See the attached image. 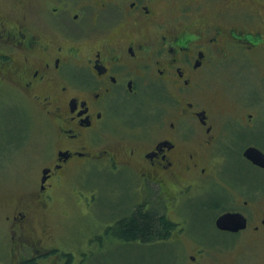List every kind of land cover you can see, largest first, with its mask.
Listing matches in <instances>:
<instances>
[{
	"label": "flooded vegetation",
	"instance_id": "flooded-vegetation-1",
	"mask_svg": "<svg viewBox=\"0 0 264 264\" xmlns=\"http://www.w3.org/2000/svg\"><path fill=\"white\" fill-rule=\"evenodd\" d=\"M14 1L0 11V95L31 101L53 142L33 193L4 217L10 254L2 263L85 264L119 244L154 245L159 264H264V190L220 175L237 134L255 129V112L221 117L201 85L229 57L264 62V0ZM116 135L125 143L109 139ZM248 147L264 149L241 147L254 165ZM87 169L134 175L141 198L88 235L82 252L65 251L33 223L52 213L64 178ZM205 190L212 231L193 232L179 207ZM135 207L165 220L162 239L112 236L113 222ZM224 214L238 215L228 229L217 224Z\"/></svg>",
	"mask_w": 264,
	"mask_h": 264
},
{
	"label": "rangeland",
	"instance_id": "rangeland-1",
	"mask_svg": "<svg viewBox=\"0 0 264 264\" xmlns=\"http://www.w3.org/2000/svg\"><path fill=\"white\" fill-rule=\"evenodd\" d=\"M15 4L14 0H0V11H8ZM251 63L229 57L204 78L201 85L203 93L215 97L219 116L255 112V129L237 134L239 136L234 141L236 146L232 147L231 152L227 150L220 175L231 184L264 190V170L239 156L241 147L247 143L264 149V83L261 87L255 86L259 85L260 75L264 74V62ZM46 121L40 110L26 97L19 98L18 94L10 91L0 95V264H4L2 262H6L10 254L7 252L9 237L4 217L11 213L20 197L33 193L40 174L39 166L52 148L53 137L49 135ZM109 139L119 144L126 141L121 135ZM64 181L66 184L55 191L52 213L44 215L41 222L46 227L41 226L37 218L33 225L38 231L44 229L53 235V243L65 251L82 252L88 235L94 230L103 229L112 219L126 212L135 198H141L137 190L138 179L128 173L87 169L84 176H67ZM91 181L94 182L90 184ZM83 182L87 185H83ZM89 186L96 189L95 196ZM131 187H135V195H132ZM209 197V190L197 192L179 207V212L187 219L188 228L193 232L200 227L203 231H212L210 214L201 207V203L210 201L212 197ZM27 205L30 206L29 203ZM198 230L200 233L201 230ZM157 259L154 245L108 244L95 252L85 264H159Z\"/></svg>",
	"mask_w": 264,
	"mask_h": 264
},
{
	"label": "trees",
	"instance_id": "trees-1",
	"mask_svg": "<svg viewBox=\"0 0 264 264\" xmlns=\"http://www.w3.org/2000/svg\"><path fill=\"white\" fill-rule=\"evenodd\" d=\"M165 224L162 218L159 219L153 213L135 207L126 217L113 222L112 236L128 243L152 244L155 239L164 237L161 235L164 234V227L167 228Z\"/></svg>",
	"mask_w": 264,
	"mask_h": 264
},
{
	"label": "water",
	"instance_id": "water-1",
	"mask_svg": "<svg viewBox=\"0 0 264 264\" xmlns=\"http://www.w3.org/2000/svg\"><path fill=\"white\" fill-rule=\"evenodd\" d=\"M244 157L247 158L252 164L264 168V154L255 147H248L244 153ZM238 215L235 214H224L217 220L218 226L222 229H228L233 223V220L236 219ZM227 227V228H226Z\"/></svg>",
	"mask_w": 264,
	"mask_h": 264
}]
</instances>
